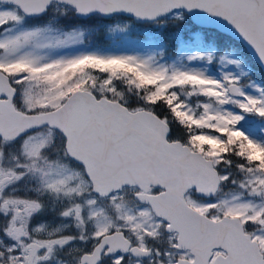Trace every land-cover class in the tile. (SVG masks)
<instances>
[{"label": "snow or ice", "instance_id": "obj_1", "mask_svg": "<svg viewBox=\"0 0 264 264\" xmlns=\"http://www.w3.org/2000/svg\"><path fill=\"white\" fill-rule=\"evenodd\" d=\"M0 264H264V0H0Z\"/></svg>", "mask_w": 264, "mask_h": 264}, {"label": "trees", "instance_id": "obj_2", "mask_svg": "<svg viewBox=\"0 0 264 264\" xmlns=\"http://www.w3.org/2000/svg\"><path fill=\"white\" fill-rule=\"evenodd\" d=\"M255 73H256V76L259 77L261 74L260 69H255Z\"/></svg>", "mask_w": 264, "mask_h": 264}]
</instances>
